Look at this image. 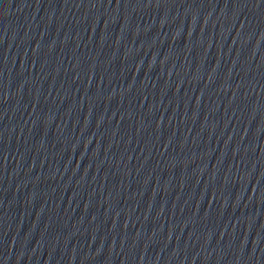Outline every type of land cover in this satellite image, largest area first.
Segmentation results:
<instances>
[{
  "label": "water",
  "instance_id": "1",
  "mask_svg": "<svg viewBox=\"0 0 264 264\" xmlns=\"http://www.w3.org/2000/svg\"><path fill=\"white\" fill-rule=\"evenodd\" d=\"M0 264H264V0H0Z\"/></svg>",
  "mask_w": 264,
  "mask_h": 264
}]
</instances>
